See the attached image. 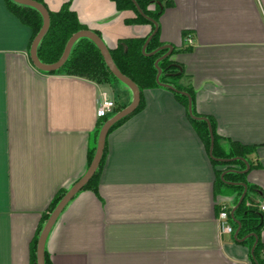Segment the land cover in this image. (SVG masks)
Wrapping results in <instances>:
<instances>
[{
  "label": "crops",
  "instance_id": "obj_1",
  "mask_svg": "<svg viewBox=\"0 0 264 264\" xmlns=\"http://www.w3.org/2000/svg\"><path fill=\"white\" fill-rule=\"evenodd\" d=\"M66 1L43 0L53 11ZM70 7L108 47L151 31L127 22L135 13L112 0H71ZM158 26L193 87L195 110L212 119L222 146L251 147L238 183L253 186L251 199L261 201L264 0H172ZM30 37L0 0V264H30L52 197L85 173L100 92L130 100L117 84L109 92L106 84L38 70ZM143 99L108 133L96 189L77 192L52 226L49 264H254L234 231L220 232L219 211H231L241 196L218 180L224 165L212 163L183 104L165 87L145 89ZM259 240L264 264V227Z\"/></svg>",
  "mask_w": 264,
  "mask_h": 264
},
{
  "label": "trees",
  "instance_id": "obj_2",
  "mask_svg": "<svg viewBox=\"0 0 264 264\" xmlns=\"http://www.w3.org/2000/svg\"><path fill=\"white\" fill-rule=\"evenodd\" d=\"M36 1L45 6L43 0ZM112 1L115 3L117 9H129L135 13V17L127 20V22L150 24L151 31L144 37L118 39L114 47H108L110 55L117 68L121 73L130 78L137 85L140 91V101L135 110L112 125L108 133L122 124L131 115L142 109L144 102L143 91L145 89L165 87L172 91L176 99L185 107L188 119L198 131L200 138L205 144L206 150L208 152L211 151V155L210 153L209 155L212 163L215 165H224V168L220 170L217 175L218 180L223 184H232L231 186L238 189V194L241 196L244 187L238 182H244L247 171H241V169L246 167L244 157L251 152V147L234 141H230L228 147L226 148L222 146V139L217 135L212 119L206 116L208 119L207 122L205 119L199 118L204 116L195 110V93L193 87L185 77L182 65L171 58L174 49L170 54L165 55L168 49L163 47L164 43L159 38L158 23L165 8L172 4V0ZM6 2L10 10L31 29V37L28 44L29 50L34 36L37 34L42 25V16L31 6L19 4L13 0H6ZM135 5L140 8L142 14L137 11ZM70 6L71 0H68L62 3L60 8L57 10L53 11L47 9L50 18L49 27L37 46V56L43 63H52L58 60L70 36L79 30L87 29L86 25L80 22L76 12L72 10ZM152 21L157 24V28L155 33L145 45V49L143 51L145 41L155 28ZM97 34L99 35V33ZM157 59H159L158 67L160 68L158 81L156 80L157 68L155 66V61ZM42 72L77 76L94 81L98 84L112 85V80L119 81L107 67L98 47L87 37H80L73 43L66 61L60 68L54 71ZM119 82L123 84L121 81ZM114 101L115 107L113 112L105 117L98 118L93 144L88 150V165L90 164L96 149V142L100 127L111 115L128 104V102H124L119 99V97H116ZM189 106L191 112L189 111ZM209 126L212 130L213 137L211 149ZM105 151L106 143L100 163L95 173L82 189H96L97 178L104 161ZM237 164H241L239 169L235 168V165ZM245 187L246 191L244 192L242 200L239 203L236 201V207L233 211V215L230 214V222L232 224L233 231H237L236 240L239 239L244 244H247L254 264H263V260L260 256L262 246L259 236L261 228L264 227V213L258 208V203L260 201L258 202L251 199L250 192L254 190V187L249 186L248 184H246ZM66 191L67 188L60 189L52 197L46 211L42 214L40 226L31 243L30 264H36V244L42 226ZM45 264H49L46 251Z\"/></svg>",
  "mask_w": 264,
  "mask_h": 264
},
{
  "label": "water",
  "instance_id": "obj_3",
  "mask_svg": "<svg viewBox=\"0 0 264 264\" xmlns=\"http://www.w3.org/2000/svg\"><path fill=\"white\" fill-rule=\"evenodd\" d=\"M13 1L19 4H23V5H27V6H31L35 8L42 16V25L39 31L37 32V34L34 36L31 42V45H30V49H29V57L34 67H36L38 70L45 71V72L54 71L60 68L66 61L73 43L80 37H87L90 40H92L93 43L98 47L111 73L119 81H121L127 87L128 91L130 92V100L128 104L124 106L123 108H121L120 110H118L117 112H115L113 115H111L100 127L99 132H98L97 142H96V149H95L93 158L90 164L88 165L85 173L67 188L66 193L58 201V203L56 204L52 212L49 214L47 220L42 226V229L39 233V236L37 238V244H36V264H45V242H46V239L48 237V234L52 226L56 222L59 214L62 212L65 206L70 202V200L75 196V194L84 187V185L91 179V177L95 173L100 163L102 154H103L105 141H106V137H107L109 129L111 128L112 125H114L120 119L129 115L135 110V108L137 107L140 101V91L137 85L130 78H128L127 76H125L123 73L120 72V70L117 68V66L114 63L110 55L109 48L106 45L103 38L91 29H82V30H79L73 33L68 39V41L66 42L61 56L55 62H52V63L41 62L37 56V46L49 27L50 18H49L48 10L42 3L36 0H13ZM135 6H136L137 11L140 14H142L140 8L137 5ZM152 23L155 28L153 32L148 36L147 40L145 41L144 46H143V51L145 49V45L147 44L151 36L155 33L156 28H157V24L153 21ZM163 47L168 49L165 55L170 54L171 51L173 50V46L169 44H166ZM158 60L159 59L155 61V66L157 68V75H156L157 81H158V77L160 74V68L158 67ZM189 111H190V106H189ZM199 118H203L208 122V119L206 117H199ZM209 131H210V136H211V146H210V149H211L212 144H213V137H212V130L210 126H209ZM209 153L211 155V151ZM222 160H228V159H222ZM244 162L246 164L245 170H247L248 163L245 160ZM240 184H242V186L245 188L244 183H240ZM243 196H244V193L241 195L238 203L242 200ZM235 207L230 211L231 215H233V211ZM236 236H237V231L234 232L235 239H236ZM253 247H252V250H253Z\"/></svg>",
  "mask_w": 264,
  "mask_h": 264
},
{
  "label": "built area",
  "instance_id": "obj_4",
  "mask_svg": "<svg viewBox=\"0 0 264 264\" xmlns=\"http://www.w3.org/2000/svg\"><path fill=\"white\" fill-rule=\"evenodd\" d=\"M114 107V99L106 91L100 92L96 107L97 118H102L111 114ZM258 208L260 211L264 212V199L258 203ZM217 220L221 233H231L233 231V227L230 222V211L225 206L219 211Z\"/></svg>",
  "mask_w": 264,
  "mask_h": 264
},
{
  "label": "rangeland",
  "instance_id": "obj_5",
  "mask_svg": "<svg viewBox=\"0 0 264 264\" xmlns=\"http://www.w3.org/2000/svg\"><path fill=\"white\" fill-rule=\"evenodd\" d=\"M112 82H113V84H117V85H120V86H123V87H125L123 84H121L119 81H114V80H112ZM113 84L112 85H110V84H106L107 85V87H108V91L109 90H112V89H114V91H115V88H114V86H113ZM113 87V88H112ZM126 88V87H125ZM127 89V88H126ZM110 92V91H109ZM111 96H112V98L115 100L116 99V97H119V95H117V93H116V95L115 96H113V94H111ZM120 99V98H119ZM92 144H93V142H92Z\"/></svg>",
  "mask_w": 264,
  "mask_h": 264
}]
</instances>
